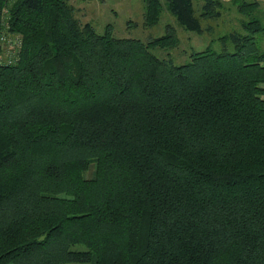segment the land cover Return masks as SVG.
Wrapping results in <instances>:
<instances>
[{"label":"trees","instance_id":"16d2710c","mask_svg":"<svg viewBox=\"0 0 264 264\" xmlns=\"http://www.w3.org/2000/svg\"><path fill=\"white\" fill-rule=\"evenodd\" d=\"M232 4L234 50L175 64L151 51L171 26L144 42L68 0H0V264H264V25ZM164 6L144 24L164 7L201 33L221 3Z\"/></svg>","mask_w":264,"mask_h":264},{"label":"rangeland","instance_id":"374dc122","mask_svg":"<svg viewBox=\"0 0 264 264\" xmlns=\"http://www.w3.org/2000/svg\"><path fill=\"white\" fill-rule=\"evenodd\" d=\"M75 9V16L81 24L91 23L97 33L105 31V25L113 26V35L117 37L136 38L146 42L152 37H157L167 33L168 26L174 29L178 39L175 47L167 49H152V53L162 58L167 56L175 64L187 62L192 51L203 50L211 46L216 50H234V42L231 38L223 39L231 32L243 33L241 27V14L238 13L232 0H218L221 6L217 7L218 15L212 19H203L201 24L203 32L196 33L182 28L176 19L165 10L158 22L152 26H146L143 22V0H68ZM217 1V0H216ZM259 8L255 12L264 25V0H257ZM203 0H193L195 12L198 14ZM219 8V9H218ZM213 28L205 32V28ZM261 47L264 49V31L260 34ZM7 57V52L1 60Z\"/></svg>","mask_w":264,"mask_h":264},{"label":"built area","instance_id":"2783aa9c","mask_svg":"<svg viewBox=\"0 0 264 264\" xmlns=\"http://www.w3.org/2000/svg\"><path fill=\"white\" fill-rule=\"evenodd\" d=\"M11 45H14V44L7 45V49H6L7 58L6 59H8V57H10L11 55H14L15 50L11 49Z\"/></svg>","mask_w":264,"mask_h":264},{"label":"crops","instance_id":"0c3cea01","mask_svg":"<svg viewBox=\"0 0 264 264\" xmlns=\"http://www.w3.org/2000/svg\"><path fill=\"white\" fill-rule=\"evenodd\" d=\"M263 87H264V85H263ZM262 97L264 98V95Z\"/></svg>","mask_w":264,"mask_h":264}]
</instances>
